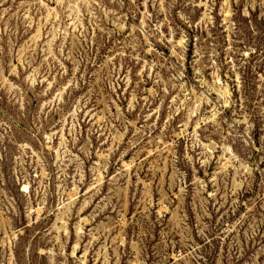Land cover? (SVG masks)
<instances>
[{
	"label": "rangeland",
	"instance_id": "obj_1",
	"mask_svg": "<svg viewBox=\"0 0 264 264\" xmlns=\"http://www.w3.org/2000/svg\"><path fill=\"white\" fill-rule=\"evenodd\" d=\"M0 264H264V0H0Z\"/></svg>",
	"mask_w": 264,
	"mask_h": 264
},
{
	"label": "bare ground",
	"instance_id": "obj_2",
	"mask_svg": "<svg viewBox=\"0 0 264 264\" xmlns=\"http://www.w3.org/2000/svg\"><path fill=\"white\" fill-rule=\"evenodd\" d=\"M211 90H213V89H211ZM213 91H215L216 93H219L220 91L219 90H213ZM222 94V93H221ZM219 96H220V93H219ZM222 97V96H221ZM229 150V149H228ZM27 188H29L28 186H26ZM63 225H65L64 223H63ZM7 241H10L11 240V236L10 235H7ZM4 242H6V240H4Z\"/></svg>",
	"mask_w": 264,
	"mask_h": 264
}]
</instances>
